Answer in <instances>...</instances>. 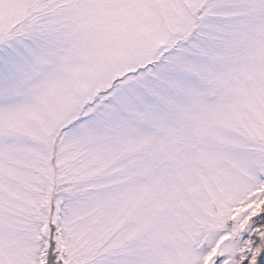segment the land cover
Here are the masks:
<instances>
[{
    "label": "rangeland",
    "instance_id": "obj_1",
    "mask_svg": "<svg viewBox=\"0 0 264 264\" xmlns=\"http://www.w3.org/2000/svg\"><path fill=\"white\" fill-rule=\"evenodd\" d=\"M58 263L264 264V0H0V264Z\"/></svg>",
    "mask_w": 264,
    "mask_h": 264
},
{
    "label": "trees",
    "instance_id": "obj_2",
    "mask_svg": "<svg viewBox=\"0 0 264 264\" xmlns=\"http://www.w3.org/2000/svg\"><path fill=\"white\" fill-rule=\"evenodd\" d=\"M49 253H47V255H48ZM59 264V263H58Z\"/></svg>",
    "mask_w": 264,
    "mask_h": 264
}]
</instances>
